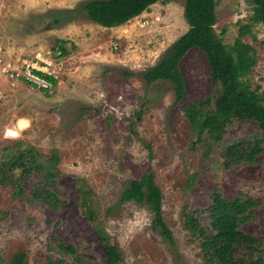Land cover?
<instances>
[{"label": "rangeland", "instance_id": "1", "mask_svg": "<svg viewBox=\"0 0 264 264\" xmlns=\"http://www.w3.org/2000/svg\"><path fill=\"white\" fill-rule=\"evenodd\" d=\"M87 1L0 0V52L5 60L18 67L38 63L57 80L45 94L0 71V146L22 140L43 154L56 149L62 199L57 210L41 203L31 209L22 197L9 204L8 215L0 220V255L6 263L23 250L28 264H41L55 256L47 242L57 236L80 248L79 264H109L93 223L79 205L76 176L91 188L98 218L118 241L125 264H202L183 227L181 210L184 203L191 209L205 207L215 188L227 198L243 192L258 201L242 230L264 236V158L226 169L218 153L205 157L200 148L190 147L194 136L183 107L213 87L204 52L193 47L179 60L186 90L179 100L170 81L144 80L145 71L187 31L184 0H158L114 27L92 21L84 9ZM215 1L214 31L224 43L232 44L242 25H250L241 39L254 49L257 62L248 79L261 90L264 45L259 40L264 25L250 24L247 0ZM60 40L75 48L59 55L52 47ZM255 129L252 121L234 120L227 139ZM144 172L160 188L171 242L153 226L145 203L120 200L129 182ZM24 186L28 192L31 183Z\"/></svg>", "mask_w": 264, "mask_h": 264}, {"label": "trees", "instance_id": "2", "mask_svg": "<svg viewBox=\"0 0 264 264\" xmlns=\"http://www.w3.org/2000/svg\"><path fill=\"white\" fill-rule=\"evenodd\" d=\"M156 1L89 0L84 9L92 21L104 27H114L141 14ZM247 1L252 6L250 24L264 25V0ZM215 8V0H184L187 31L171 44L157 63L145 71L143 77L148 84L156 80L170 81L174 85L175 100H179L186 94L179 60L193 47L204 52L213 87L210 94L183 107L194 136L190 147L192 150L200 148L205 157L218 153L221 166L229 169L242 162L253 163L258 156L264 158V87L261 90L252 87L248 79L257 59L251 44L241 37L250 32V25H242L234 42L226 44L214 31ZM252 38L256 39L255 36ZM259 43L264 45V38ZM74 48V44L67 46L66 40H60L52 47L62 56ZM34 72L56 85L54 76L38 70ZM40 89L48 94L47 88ZM234 120L252 121L256 129L249 135L228 140L227 131ZM59 161L56 149L43 154L22 140L0 146V220L8 215L9 204L21 197L31 209L41 203L57 210L62 203L58 194ZM193 178L188 181L187 187L192 185ZM25 182L31 183L28 192ZM74 182L79 205L86 210V218L93 223L107 262L125 264L118 241L105 231L98 218L99 209L91 188L82 177L76 176ZM208 198L209 203L203 208L191 209L184 203L181 210L183 227L189 240L197 247L202 264H264V236L242 230V225L252 218L251 209L259 202L243 192H237L231 198L224 197L218 188L211 191ZM120 200L145 203L152 212L153 226L159 228L168 241H172L171 230L162 217V194L150 172L132 179L122 191ZM47 249L55 256L46 257L41 264H79L81 261L80 248L73 243H63L57 236L48 240ZM0 264H7L1 255ZM10 264H28L27 253L23 250L14 252Z\"/></svg>", "mask_w": 264, "mask_h": 264}, {"label": "built area", "instance_id": "3", "mask_svg": "<svg viewBox=\"0 0 264 264\" xmlns=\"http://www.w3.org/2000/svg\"><path fill=\"white\" fill-rule=\"evenodd\" d=\"M56 53L60 54L59 51ZM34 70L41 71L48 75H52L50 72L46 71L45 68L39 66L38 63L26 62L18 67L16 64H13L11 61L5 60L3 53L0 52V71L5 73L10 78H20L26 81L32 82L37 87L47 88L51 90L54 86L46 78L36 74ZM53 76V75H52Z\"/></svg>", "mask_w": 264, "mask_h": 264}, {"label": "snow or ice", "instance_id": "4", "mask_svg": "<svg viewBox=\"0 0 264 264\" xmlns=\"http://www.w3.org/2000/svg\"><path fill=\"white\" fill-rule=\"evenodd\" d=\"M12 135H15V133H11Z\"/></svg>", "mask_w": 264, "mask_h": 264}]
</instances>
